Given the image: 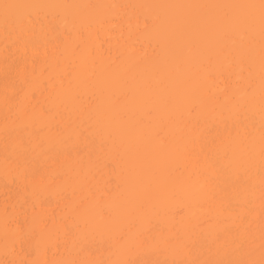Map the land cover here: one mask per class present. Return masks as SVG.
<instances>
[{"label": "bare ground", "instance_id": "1", "mask_svg": "<svg viewBox=\"0 0 264 264\" xmlns=\"http://www.w3.org/2000/svg\"><path fill=\"white\" fill-rule=\"evenodd\" d=\"M0 264H264V0H0Z\"/></svg>", "mask_w": 264, "mask_h": 264}]
</instances>
